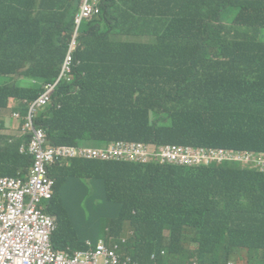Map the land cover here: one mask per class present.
I'll return each mask as SVG.
<instances>
[{"label": "trees", "instance_id": "trees-1", "mask_svg": "<svg viewBox=\"0 0 264 264\" xmlns=\"http://www.w3.org/2000/svg\"><path fill=\"white\" fill-rule=\"evenodd\" d=\"M80 1L0 0V75L10 77L0 117H11L0 120V178L34 167L25 140L4 133L30 117L53 146L247 152L256 168L59 156L47 211L56 251L105 239L141 264H155L153 255L158 264H264V0L99 1L102 14L80 28L74 80L31 111L60 75Z\"/></svg>", "mask_w": 264, "mask_h": 264}, {"label": "built area", "instance_id": "built-area-1", "mask_svg": "<svg viewBox=\"0 0 264 264\" xmlns=\"http://www.w3.org/2000/svg\"><path fill=\"white\" fill-rule=\"evenodd\" d=\"M98 0H81L77 23L100 13ZM77 48L74 40L66 59L63 72L71 73L72 52ZM38 98V107L53 101L55 86L48 85ZM32 132L28 153L34 157V167L26 177L0 178V264H134L130 259L122 260L110 250L104 240L96 247L85 251H56L51 236L56 229L53 219L38 210L43 199H50L56 185L50 167L59 156L99 159L104 161L134 162L147 164L158 162L161 165L175 164L188 167L238 163L243 167L256 168V159L247 152L223 148H204L182 145L162 147L145 146L141 143L115 142L106 147H51L47 134L35 129L31 122L22 130ZM26 153L27 147L22 146ZM260 171L264 164L259 162ZM196 264V263H185Z\"/></svg>", "mask_w": 264, "mask_h": 264}, {"label": "clouds", "instance_id": "clouds-1", "mask_svg": "<svg viewBox=\"0 0 264 264\" xmlns=\"http://www.w3.org/2000/svg\"><path fill=\"white\" fill-rule=\"evenodd\" d=\"M101 1H103V0H101ZM79 14H80V10H78V13H77V15H76V18H75V30H74V33H73V35H72V38H71V40H70V42H69V48H68V51H67V54H66V56H65V59H64V62H63V64H62V67H61V72H60V75H59V77L57 78V80L54 82V83H47V84H45V85H43V90L45 89V87L46 86H48V85H52V86H55V93H56V90H57V87H58V85L60 84V82H62V81H68V82H71V81H73L74 80V77H75V74H74V67H75V63H74V59H75V55H76V53H77V51L79 50V48H80V42H79V38H80V28H81V26L85 23V22H91V21H93L95 18H98L101 14H102V11H101V9H100V13L99 14H96V15H94V16H92L91 18H89V19H83L81 22H80V24H78L77 23V19H78V16H79ZM76 41V43H77V48H76V50L75 51H73L72 52V65H71V73L70 74H66V73H64L63 72V70H64V65H65V62H66V59H67V57H68V55H69V53H70V50H71V45H72V43H73V41ZM151 41V39H143V40H140V42L141 43H148V42H150ZM45 91V90H44ZM44 93V92H43ZM42 93V94H43ZM55 95V94H54ZM41 96V95H40ZM54 97V96H53ZM53 102V101H52ZM51 102V103H52ZM50 103V104H51ZM49 105V104H48ZM47 106V105H46ZM43 107H45V106H43ZM36 108H38V99L37 100H35V102L31 105V111H33V110H35ZM13 125H16L15 123H13ZM17 126V125H16ZM12 138H16V139H23V140H25V143L23 144V146H26L27 147V149L29 148V146H27V143L29 142V145H30V142H31V140H32V138H33V133L32 132H23L22 130H20V128L17 126V131L15 132V134H13V135H10ZM50 145V144H49ZM110 145V144H109ZM51 147H61V146H67V147H74V146H68V145H60V146H53V145H50ZM165 146V145H164ZM182 146H185V145H182ZM77 147H79V146H77ZM106 147V146H105ZM152 147H162V146H152ZM194 147V146H193ZM93 148H95V146H93ZM93 148H91V149H93ZM205 148V147H204ZM34 158V157H33ZM75 158H77V159H80V160H86V161H103V162H112V161H104V160H99V159H86V158H80V157H75ZM116 162H119V161H116ZM130 163H134V162H130ZM56 164V163H55ZM142 164V163H141ZM148 164V163H147ZM54 166V165H53ZM52 167V166H51ZM188 167V166H187ZM199 167H201V166H199ZM206 167H208V166H206ZM56 181V180H55ZM55 196H56V185H55V187H54V189H53V195H52V197L50 198V199H43L42 201H41V203L38 205V210H40L44 215H46V216H48L49 218H51V219H53L54 220V222H55V226H56V229L54 230V232L52 233V236H51V243L53 244V235H54V233L56 232V230H57V220H56V217H54V216H52V215H50V214H48V211H47V209H48V206L50 205V203L53 201V199L55 198ZM101 240H104L105 241V239H101ZM123 242H125V240L123 241ZM88 243V242H87ZM90 243V242H89ZM105 243H106V245L107 246H110L109 247V249L110 250H113L122 260H127V259H130L131 260V262L132 263H134V264H141V263H139V262H137V261H135V260H133V258L131 257V256H129V255H126V254H123V253H121V247H120V245L118 244V243H115V242H111L110 244H107V242L105 241ZM98 244V243H97ZM96 244V245H97ZM88 245V244H87ZM91 246H92V244H91ZM96 247V246H95ZM90 248V247H89ZM70 249V248H69ZM71 250V249H70ZM88 250V249H87ZM83 251H85V250H83ZM72 252H75V251H72ZM162 255H165V253L164 252H162ZM151 259H152V261H154L155 262V264H158L157 262H156V260H157V258H156V255H153L152 257H151ZM185 263H193L192 262V260L191 261H187V262H185ZM184 263V264H185ZM170 264H173V263H170ZM227 264H239L238 262H235V261H233V260H231V261H229Z\"/></svg>", "mask_w": 264, "mask_h": 264}, {"label": "rangeland", "instance_id": "rangeland-1", "mask_svg": "<svg viewBox=\"0 0 264 264\" xmlns=\"http://www.w3.org/2000/svg\"><path fill=\"white\" fill-rule=\"evenodd\" d=\"M258 39L260 41L264 42V29L261 30L260 34L258 35ZM8 81H10V77L1 76L0 75V85L6 83ZM0 120H3L4 122H7V118L4 115H1ZM16 131H17V126L13 125L8 131L5 130L4 133L13 135V134H15ZM79 147H83V149H85V148H93V146H89V145H82V146H79ZM101 147H105V146H101ZM137 167H139V166L137 165ZM140 168H142L143 170L147 171V170L150 169V166L145 165V166H141ZM233 261L238 262L239 264H249V263H247L246 260H233Z\"/></svg>", "mask_w": 264, "mask_h": 264}, {"label": "crops", "instance_id": "crops-1", "mask_svg": "<svg viewBox=\"0 0 264 264\" xmlns=\"http://www.w3.org/2000/svg\"><path fill=\"white\" fill-rule=\"evenodd\" d=\"M99 1H101V0H98V2H99ZM98 2H97V4H98ZM80 3H81V1H80ZM79 7H80V4H79ZM1 115L6 116V118H7V122H6V123L10 125V121H11L10 113H8V112H5V113L1 112ZM12 126H13V124H12ZM12 126H11V127H12ZM11 127H10V128H11ZM9 135H10V134H9Z\"/></svg>", "mask_w": 264, "mask_h": 264}]
</instances>
